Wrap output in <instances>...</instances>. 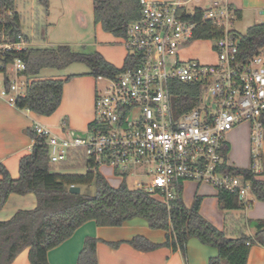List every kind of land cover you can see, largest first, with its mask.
<instances>
[{
  "label": "built area",
  "instance_id": "obj_1",
  "mask_svg": "<svg viewBox=\"0 0 264 264\" xmlns=\"http://www.w3.org/2000/svg\"><path fill=\"white\" fill-rule=\"evenodd\" d=\"M205 1L210 3L202 7ZM139 2L141 16L128 26L124 39L134 60L113 77H96L89 129L84 134L66 129L58 136L35 123L33 131L43 139L52 164L75 160L81 151L98 168L112 167L125 181L133 178V189L165 203L180 194L183 182L195 181L237 195L243 209H250L256 198L253 183L228 171L235 166L225 149L227 136L249 124V171L256 178L263 174L264 49L247 59L241 56L234 29L240 15L228 0ZM208 30L211 39L196 38ZM18 40L0 42V98L14 105L23 96L18 80L25 78L26 64L16 59L4 65L3 60L27 49L22 35ZM198 41L214 43L215 63L181 58V49ZM176 83L199 86L192 109L184 111L178 104Z\"/></svg>",
  "mask_w": 264,
  "mask_h": 264
},
{
  "label": "trees",
  "instance_id": "obj_2",
  "mask_svg": "<svg viewBox=\"0 0 264 264\" xmlns=\"http://www.w3.org/2000/svg\"><path fill=\"white\" fill-rule=\"evenodd\" d=\"M16 2L0 0V42L3 38L18 42L20 35L26 39L22 33L21 16L16 12ZM38 2L48 12L50 0ZM93 6L95 25L119 38L125 39L128 26L141 16L139 0H93ZM196 38L211 39V33L208 30L207 34H197ZM239 48L241 56L246 59L264 49V24L250 27L246 35L240 36ZM16 59L26 64L23 76L28 80L27 91L15 102L16 108L49 117L60 107L66 80L41 79L39 77L43 70H62L73 64H83L89 68L91 76L113 77L130 67L134 57L128 56L125 66L118 69L97 52L80 53L68 45H60L12 52L3 63L9 65ZM199 92V86L181 83H176L173 90L179 95L177 102L184 111L195 106ZM27 132L35 145L32 152L21 159L19 178L13 179L0 163V210L14 194L35 195L37 207L31 211H19L11 220L0 222V264H12L25 250H29L30 264H50L48 253L70 239L88 222H95L98 227L118 228L128 221L142 219L151 230L166 232V241L156 245L143 237H135L127 242L134 249L151 252L166 247L173 251L180 250L186 256L188 242L197 239L201 244L218 250V256L210 259L209 264H247L252 246H264V221L257 223L255 237L242 234L229 238L201 215L200 197H196L192 206L187 207L181 190L175 199L165 203L147 191L130 189L125 180L120 187L114 188L81 151L75 154V165H69L72 158L59 165L65 168L89 166V171L85 174L53 172L52 165L55 164L50 162L43 139L37 137L33 129ZM229 152L230 147L226 146V155ZM228 171L252 181L256 199L264 200V181L256 178L249 169L230 167ZM92 184L97 188L95 196L70 192L71 186ZM219 200L226 211L243 209L238 196L226 190L220 191ZM99 242L96 238L87 237L77 264H98ZM107 244L118 248L122 243Z\"/></svg>",
  "mask_w": 264,
  "mask_h": 264
},
{
  "label": "crops",
  "instance_id": "obj_3",
  "mask_svg": "<svg viewBox=\"0 0 264 264\" xmlns=\"http://www.w3.org/2000/svg\"><path fill=\"white\" fill-rule=\"evenodd\" d=\"M228 1L239 11L240 17L245 11H254L258 16L264 15V0ZM17 2L16 12L20 14L23 24V16ZM53 4L54 0H50L48 12L44 11L46 24L43 27L34 24L33 35L30 37L22 31L28 43L27 48H55L60 45L86 48L88 54L97 52L118 69L125 66L129 53L124 45V38L107 33L100 25H95L93 0H60L57 7L58 18L50 23L54 17ZM36 12L38 13V10L33 5V19L37 18ZM73 65L59 70L64 72L61 75L59 73L42 76L45 70L40 74L42 79L66 80L60 107L49 117L19 110L14 104L0 98V163L13 179L19 178L21 159L29 155L35 145L27 132L32 130L35 123L50 128L58 136H63L66 129L84 134L91 126L95 117L97 79L90 75L87 66L86 70L67 72ZM75 164L73 158L69 165ZM102 174L114 188L123 183L117 182L108 172ZM1 177L0 175V179ZM259 179L264 181V172ZM181 187L185 205L191 207L195 198L200 197L201 215L216 228L224 231L229 238H237L242 234L255 237L258 232L257 223L264 221V200L253 199L250 209L226 211L221 207L220 191L214 186L185 181ZM36 207L37 198L33 194L11 195L0 210V222L11 220L19 211H31ZM87 237L100 240L97 245L98 264H209L210 259L218 256L216 248L203 245L197 239L188 242L186 256L180 250L173 251L166 247L151 252L138 251L127 242L135 237H143L153 244L161 245L166 241V232L151 230L146 221L134 219L118 228L98 227L95 222L84 224L70 239L48 253L49 263L77 264ZM107 243L122 244L118 248H112ZM12 264H30L29 250L22 252ZM247 264H264V246H252Z\"/></svg>",
  "mask_w": 264,
  "mask_h": 264
},
{
  "label": "rangeland",
  "instance_id": "obj_4",
  "mask_svg": "<svg viewBox=\"0 0 264 264\" xmlns=\"http://www.w3.org/2000/svg\"><path fill=\"white\" fill-rule=\"evenodd\" d=\"M34 2V3H33ZM60 0H54V17L50 20V23L55 22L58 18L57 10ZM210 1H205L201 4L202 7H207ZM19 11L23 16V24H22V31L27 36H32L33 31L32 28L34 24L40 25L43 27L46 23L45 21V9L43 6H40L37 3V0H18L17 2ZM35 5V8L38 10V15L36 19H33L32 15V6ZM39 16V17H38ZM264 23V15L258 16L254 11H245L242 17H239L236 22L234 29L239 36L246 35L248 29L254 25ZM42 30V28L40 29ZM38 33V32H37ZM37 37V35H34ZM39 38V37H38ZM213 42L211 41H198L181 49V58L182 59H193L198 60L205 64H212L217 61V57L215 56L214 52L211 50L213 46ZM75 52H89L86 51V48H77L71 47ZM87 67L83 64H74L67 72H79L82 70H86ZM63 74L64 72H59V70L54 69H47L42 73V76L45 75H55V74ZM66 73V72H65ZM14 79V75L11 74L10 76ZM40 78V77H39ZM42 79V78H41ZM20 92L24 95L27 91V85H22V82L27 84L28 80L26 78H20ZM250 125L243 124L238 126L227 136V142L230 147L229 152V162L239 168L250 169L252 167V158H251V135H250ZM53 172L60 173V174H85L86 169L84 166H79L75 168H65L59 164L52 165ZM102 173H110L114 176L120 184L124 181L123 178L115 172L112 167L103 166L99 169ZM130 189L134 188V181L133 178H128L126 180ZM81 189V193L88 196H95L97 193V188L95 184L86 185V186H79Z\"/></svg>",
  "mask_w": 264,
  "mask_h": 264
},
{
  "label": "water",
  "instance_id": "obj_5",
  "mask_svg": "<svg viewBox=\"0 0 264 264\" xmlns=\"http://www.w3.org/2000/svg\"><path fill=\"white\" fill-rule=\"evenodd\" d=\"M70 192L73 194H80L81 193V189L78 186H74L70 188Z\"/></svg>",
  "mask_w": 264,
  "mask_h": 264
}]
</instances>
